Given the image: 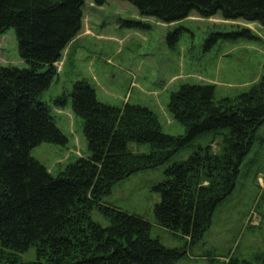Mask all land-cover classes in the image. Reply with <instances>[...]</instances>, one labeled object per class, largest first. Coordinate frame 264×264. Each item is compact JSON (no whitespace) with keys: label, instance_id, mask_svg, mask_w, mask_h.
Returning <instances> with one entry per match:
<instances>
[{"label":"trees","instance_id":"trees-1","mask_svg":"<svg viewBox=\"0 0 264 264\" xmlns=\"http://www.w3.org/2000/svg\"><path fill=\"white\" fill-rule=\"evenodd\" d=\"M142 17L171 24L191 14L264 27V0H121ZM85 0H0V35L14 29L20 69L0 66V264H176L188 256L209 230L217 207L235 189L239 168L264 125V66L255 84L234 99H214L212 85L180 86L170 94L167 110L184 134L162 132L155 113L140 105L121 107L97 100L86 80L66 96L82 120L87 157L53 176L31 150L42 143L65 145L51 108L40 100L57 75L55 67L79 35ZM101 4V0H96ZM239 36L253 38L249 29ZM212 135L206 146L195 141ZM221 137L219 151L212 141ZM147 144L133 153L129 143ZM193 148L186 160L173 162L153 187L160 196L156 224L185 240L168 248L150 236L151 224L104 202L113 187L130 176L167 164L178 152ZM96 209L108 220L91 218ZM34 249V259L21 254ZM225 264H264L229 257Z\"/></svg>","mask_w":264,"mask_h":264},{"label":"rangeland","instance_id":"rangeland-1","mask_svg":"<svg viewBox=\"0 0 264 264\" xmlns=\"http://www.w3.org/2000/svg\"><path fill=\"white\" fill-rule=\"evenodd\" d=\"M82 29L56 63L57 75L40 97L52 110L57 127L66 136L65 145L42 143L31 150L53 176L80 157H87L82 120L71 111V98L56 102L71 92L75 82L86 80L99 102L121 107L140 105L157 116L162 132L182 135L184 128L167 110L170 94L180 86L212 85L214 99H234L258 82L264 66V27L258 23L224 21L219 16L200 18L191 14L176 23H161L142 17L129 2L85 0ZM249 29L253 38L237 35ZM0 66L20 69L27 65L18 56L14 29L0 35ZM264 139V125L257 132ZM212 135L198 138L194 146H206ZM221 137L212 141L219 151ZM133 153H147V144L129 143ZM193 148L178 152L167 164L138 172L117 183L104 202L136 214L151 224L150 236L168 248L185 240L156 224L153 209L160 196L153 187L164 179L173 162L186 160ZM93 221L109 225L94 209ZM264 254V143L257 139L244 158L235 189L215 210L209 230L188 256L176 264H225L229 257L254 261ZM34 259V249L21 254Z\"/></svg>","mask_w":264,"mask_h":264}]
</instances>
